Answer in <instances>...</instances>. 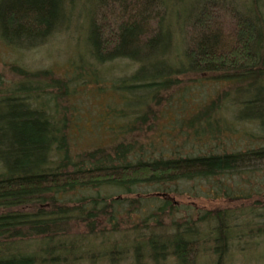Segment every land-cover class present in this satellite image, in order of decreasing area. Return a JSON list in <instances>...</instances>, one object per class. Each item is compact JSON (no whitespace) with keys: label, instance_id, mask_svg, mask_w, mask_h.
<instances>
[{"label":"trees","instance_id":"obj_1","mask_svg":"<svg viewBox=\"0 0 264 264\" xmlns=\"http://www.w3.org/2000/svg\"><path fill=\"white\" fill-rule=\"evenodd\" d=\"M61 35L85 47L64 74L14 67L0 88V264H224L264 244V190L239 189L264 146L229 149L238 127L264 142V0H0V47ZM196 81L220 88L192 112ZM190 182L237 208L179 217Z\"/></svg>","mask_w":264,"mask_h":264},{"label":"rangeland","instance_id":"obj_2","mask_svg":"<svg viewBox=\"0 0 264 264\" xmlns=\"http://www.w3.org/2000/svg\"><path fill=\"white\" fill-rule=\"evenodd\" d=\"M43 45L44 46L39 49L30 51L29 53L31 54L26 53L20 57L15 55L9 49L5 47L4 48L0 47V88L4 87L10 90L11 86H13V83L16 82L17 79L13 75L14 67H19V69L22 68L25 71L31 70L32 72L41 71V70L43 71L51 70L56 75L58 74L62 75L64 74L67 68H70V60L72 59L71 55L75 57V54L79 52L83 53L85 51L84 46L74 47L73 39L71 38V36H68V35H61L59 38L50 39L47 43L45 42ZM115 63H120L121 66H123V63L120 61L115 62ZM113 65L117 67V64H113ZM119 67L120 66L116 68L117 69L116 76L122 75V72L120 71L121 67L120 68ZM16 70H18V68ZM132 71L133 70H130L128 73H131ZM105 78L107 82L109 78L107 77ZM204 83L206 85L201 86L200 85L201 83L197 81L192 82L189 85L188 90L186 89L181 90L182 95H184L183 100H185L184 107L186 108L191 107L192 112L197 111L198 106L195 108L196 105L201 106L202 105L201 101H204L208 99L209 97L214 96L217 89L220 88L219 86L216 87V84H214L211 81H205ZM176 97L179 98L178 93L176 94ZM0 105H3L1 104V101H0ZM132 105L135 106V104H132ZM179 108H183V107L180 105L177 107V109ZM243 108L244 106L239 107V111H238L239 115L236 116L237 119L234 118V122L236 120L240 121L239 119L241 117L245 118V120H243L242 123L251 122L252 119L249 117L250 111H247V109L244 110ZM225 116L226 118H230V115L225 114ZM254 130H255L254 127L250 125L247 131L250 132V134L252 135V133H254L253 132ZM157 131H159L160 133L158 134L162 136L164 129L162 128V126H159ZM169 132H170L169 130H166L164 132L165 138H167ZM231 138L237 141L234 144L229 146V149H231L230 151H233V152H237V150L245 152L247 150L256 148L258 146L260 147L264 146V142H261L258 139L253 140L251 139L249 135H245V129L244 128L242 129L241 127H238L237 132ZM180 142L177 140L176 145L177 144L181 145ZM226 142H228V140H226ZM215 146H209V148L212 149ZM189 147H192V145ZM196 149H198V146H196L194 150H195V153L199 155V150H201L202 153L204 154V152H206L208 147L202 146V149H199V150H196ZM256 171L257 172L255 174L250 176L249 181L247 180L248 175L245 177L243 176L244 179L240 181V188H239L240 190L246 191L250 195L264 190V163L260 164L258 168L256 169ZM247 181H248V184H247ZM181 188H182V191L183 189L187 191L185 192L186 197H184L183 199L177 198V201H179L180 204H182V209H183L179 212L178 214L179 217H182L185 214L191 215V213H193L195 209L198 210V208L202 209V212L203 211L205 212L208 210H215V209L223 210L226 208L227 210H229V209L237 208V206H235V203L233 204L227 203L225 199L220 200V201L214 199L215 197L218 198L219 196L218 194L216 196L214 194V192H216L218 188L216 186L211 187L206 182L204 183L198 182L195 184L193 182L185 183L184 185L181 186ZM233 190L237 191L235 188ZM194 206L196 207L195 209H194ZM187 208H188V211L185 210ZM169 228L171 227L169 226ZM171 231L172 230H169L167 232L171 233ZM254 244H256V246L252 247L251 250L245 253V256L239 255L240 253L238 254L236 253L232 255L234 251L232 250V248H230V252L228 254L229 256L227 258V261L224 264H243L244 262L246 264H264V244L260 240L255 241ZM198 260L201 261L202 258L198 256ZM209 260H210V257L208 258V262ZM205 261H206V257L203 258V262ZM203 262H201L200 264H204ZM210 263L214 264V261L210 260ZM197 264H199L198 261H197ZM215 264H216V261H215Z\"/></svg>","mask_w":264,"mask_h":264}]
</instances>
